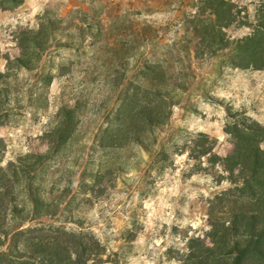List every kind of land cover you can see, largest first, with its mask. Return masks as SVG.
Listing matches in <instances>:
<instances>
[{"label": "rangeland", "instance_id": "rangeland-1", "mask_svg": "<svg viewBox=\"0 0 264 264\" xmlns=\"http://www.w3.org/2000/svg\"><path fill=\"white\" fill-rule=\"evenodd\" d=\"M230 1L239 22L227 36L242 40L250 32L241 23L264 0ZM212 2L0 0V90L10 92L11 110L0 114V170L28 156L45 155L52 132L64 123L73 132L61 155L15 186L20 210L24 204L32 208L25 194L31 185L43 200L54 202L57 217L19 220L13 228L46 223L92 235L101 247L95 264H208L218 253L241 217L253 212L251 202L240 198L239 170L231 173L228 162L236 152L235 125L264 129V51L248 59L243 70L231 68L222 54L210 58L208 43L201 40L214 18ZM148 10L160 13L146 14ZM84 16L86 23L79 24ZM94 19L105 29L123 19L159 32L161 42L140 53L168 63L167 71L153 78L168 84L170 118L164 125H139L144 132H138V146L112 147L104 132L117 126L107 123L120 109L121 92L109 103V80L97 74L102 68L91 62L87 48L74 49L77 27L88 31ZM39 29L52 36L41 61L28 72L17 59L22 58L25 33ZM48 78L50 86L40 84ZM182 81L188 90L179 92ZM261 140V145L254 143L257 156H264V135L256 138ZM95 181L92 195L88 190Z\"/></svg>", "mask_w": 264, "mask_h": 264}, {"label": "trees", "instance_id": "trees-1", "mask_svg": "<svg viewBox=\"0 0 264 264\" xmlns=\"http://www.w3.org/2000/svg\"><path fill=\"white\" fill-rule=\"evenodd\" d=\"M211 6L216 9L214 18L211 19V25L204 28L201 40V43H208L206 48L211 53L209 57L217 58L222 54L231 68H248V59L264 51V1L256 5L252 17L247 16L246 22L241 23V28L250 33L238 41H231L227 36V31L238 26L239 22L235 3L230 0H213ZM156 12L158 10H148L146 14ZM141 14L138 13V16ZM85 19V16L80 19L79 24H85ZM92 21L94 27L88 31L81 26L77 27L76 38L73 40H77L78 47L72 48L78 52L83 48L88 49L91 62L98 63L102 68L104 73L97 74L106 77L104 82L109 80L113 93L109 103L121 92L120 109L115 118L107 123L117 126L104 132L111 138L112 147L123 149L128 144L138 146L142 140L138 132H144L139 125H164L170 118V109L166 103L168 84L165 80L156 81L153 78V75L167 71L168 63L149 60L140 53L161 42L159 32L151 25L141 27L136 22L123 19L105 24L106 29L97 20ZM48 36L52 34L41 29L25 33L21 45L22 58L17 59V64L28 72L33 71V67L41 61L42 53L47 51ZM62 44L63 48H70ZM250 46H254V49H249ZM83 54L88 56L85 52ZM117 54L121 57L119 61L112 58ZM169 54L163 55V59ZM105 58L109 60L108 66ZM39 82L49 86L52 84L50 78L45 82L40 79ZM38 90L36 88V92ZM176 90L184 92L188 88L182 81ZM4 92L0 90V114L6 113V116L11 111L8 109L10 92L6 89ZM35 93L30 96L33 97ZM100 110L103 111V106H100ZM67 123L62 124V129L56 128L52 132L49 151L45 155L28 156L0 170V264H95L101 256L100 244L92 235L68 232L46 223H38L35 227L21 231L18 230L20 227H12L19 220L42 222L53 221L57 217L58 207L54 202L43 200L39 190H34L31 185L26 188L25 194L32 208L27 210L24 204L25 208L20 210L17 206L20 193H15V186L22 176L28 178L36 175L63 153L73 136ZM233 129L236 130L237 142L236 152L228 162L229 170L231 173L239 170L238 178L242 183L240 198L244 202H251L249 209L253 212L241 217L239 226L230 230L218 245V253L213 254L208 264H264V156L255 155L254 149V143L257 146L262 144L263 141H256V138L264 135V129L255 131L248 125H235ZM232 133L228 132L230 135ZM101 148L107 149L102 145ZM96 186L95 181L88 192L95 194ZM229 248L230 252L226 253Z\"/></svg>", "mask_w": 264, "mask_h": 264}]
</instances>
